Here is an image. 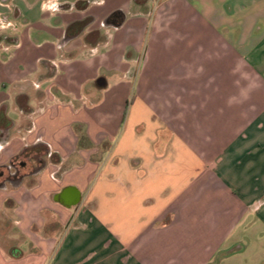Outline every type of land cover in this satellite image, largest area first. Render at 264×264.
Wrapping results in <instances>:
<instances>
[{
    "label": "crops",
    "instance_id": "obj_1",
    "mask_svg": "<svg viewBox=\"0 0 264 264\" xmlns=\"http://www.w3.org/2000/svg\"><path fill=\"white\" fill-rule=\"evenodd\" d=\"M152 1L164 43L123 83L66 76L72 62L58 54L91 26L67 38L79 21L43 25L54 40L14 72L32 95L22 87L10 100L4 51L25 40L0 42V108L16 114L0 149L23 143L0 168L38 144L57 159L0 188V264H225L247 241L264 261V0ZM25 4L0 0V29L32 13ZM116 13L105 27L125 25ZM30 95L34 105L17 106Z\"/></svg>",
    "mask_w": 264,
    "mask_h": 264
},
{
    "label": "rangeland",
    "instance_id": "obj_2",
    "mask_svg": "<svg viewBox=\"0 0 264 264\" xmlns=\"http://www.w3.org/2000/svg\"><path fill=\"white\" fill-rule=\"evenodd\" d=\"M85 1L87 0H24L25 5L27 3L32 5L33 12H28L27 17L23 18L12 15L10 17L11 27L8 30L0 29V33L11 35L9 42L12 44H15L17 38L25 40L20 47H12L8 52L4 51V55L13 58V63L6 72H13L14 76L4 81V88H2L3 92L7 90L6 94L10 100L22 87L28 88L32 95L33 87L26 84L25 77L15 75L14 72L18 68H23L25 72L32 69L29 68V62L25 61L28 49L34 50L32 51L34 56L39 44L51 43L54 40L51 34L56 31H44L42 30L43 25L55 27L91 18L94 20L89 29V31L95 33L91 37L93 44L84 42L82 39L74 40L69 42L58 54V58L62 56L64 60L72 62L70 67L63 69V73L67 72L66 76L69 78L75 77L77 81L88 79L89 73L102 72L108 74L113 84L115 82L123 83L125 79H120V73L128 71L130 68H136L138 63L136 60L139 56H147L153 51L159 54L160 51L156 50V45L164 43L162 40L167 34V29H164L168 24L161 22L159 18L162 13L161 10L157 15L152 14L155 7L152 0L140 4L135 0H94L85 10L76 7L78 3ZM70 5L73 7L68 9ZM116 12H122L126 16L125 25L121 28L105 27L107 18ZM157 39L160 43L153 44ZM139 67H141V64ZM37 69L40 70V67L37 66ZM38 97H40L39 94ZM18 100L25 107L29 106L28 103L34 105L32 96L30 100H25L22 96ZM18 107L16 110H18ZM9 118L10 122L16 119L14 111L9 113ZM22 124L23 126L29 124V118L24 119ZM21 139V137H16L7 146H2L0 149V165L9 162L11 150H19L23 144ZM6 194V192L0 191V201ZM0 212L2 213L1 210ZM256 252H259V250L247 241L245 250L235 252L234 256L233 254L230 255L225 264H264V261H258L259 255L255 254Z\"/></svg>",
    "mask_w": 264,
    "mask_h": 264
},
{
    "label": "trees",
    "instance_id": "obj_3",
    "mask_svg": "<svg viewBox=\"0 0 264 264\" xmlns=\"http://www.w3.org/2000/svg\"><path fill=\"white\" fill-rule=\"evenodd\" d=\"M92 1H94V0H87L85 2H80L77 4L76 7L79 8L80 10H85ZM135 2L140 4V3H145L146 0H135ZM93 22H94V20L91 18L89 20L79 21V22L72 24L67 29V38H72V37H75V36L81 34L89 26H91ZM94 34L95 33L92 32L87 36V39H86L87 43L93 44L91 37ZM3 40L7 41L10 39L0 38V42ZM51 75H53V73ZM18 99H20V97ZM18 99H17L18 106L21 107L22 110H24L23 104ZM11 127H12V124L7 117V109L5 107L0 108V138L2 141H4V142L6 141V139L8 137V132L11 129ZM48 157H50L54 161L57 160L56 156L51 153V150L47 145L38 144V145H35L33 147H29V148L24 149L21 152V155L17 159L13 160L9 164V166H15L16 163H18L22 160H28V161L34 162L37 165V168H36L37 173L35 174V175H37L45 167L46 159Z\"/></svg>",
    "mask_w": 264,
    "mask_h": 264
},
{
    "label": "flooded vegetation",
    "instance_id": "obj_4",
    "mask_svg": "<svg viewBox=\"0 0 264 264\" xmlns=\"http://www.w3.org/2000/svg\"><path fill=\"white\" fill-rule=\"evenodd\" d=\"M121 21V16L116 13L109 18L107 23L116 26ZM36 168L37 165L28 160H22L19 164L16 163L15 166L7 165L4 168H0V188H9L12 184L22 183L25 179L37 173Z\"/></svg>",
    "mask_w": 264,
    "mask_h": 264
},
{
    "label": "water",
    "instance_id": "obj_5",
    "mask_svg": "<svg viewBox=\"0 0 264 264\" xmlns=\"http://www.w3.org/2000/svg\"><path fill=\"white\" fill-rule=\"evenodd\" d=\"M109 20V19H108ZM115 26V25H114ZM117 26V25H116ZM97 84H98V86L99 87H104L105 85H106V81H105V79H99L98 81H97Z\"/></svg>",
    "mask_w": 264,
    "mask_h": 264
}]
</instances>
